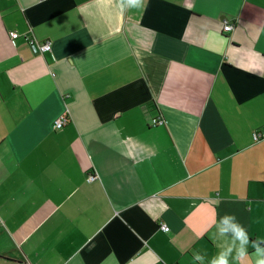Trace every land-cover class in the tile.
Masks as SVG:
<instances>
[{
    "label": "crops",
    "instance_id": "obj_1",
    "mask_svg": "<svg viewBox=\"0 0 264 264\" xmlns=\"http://www.w3.org/2000/svg\"><path fill=\"white\" fill-rule=\"evenodd\" d=\"M119 3L0 0V264H209L225 212L264 238V0Z\"/></svg>",
    "mask_w": 264,
    "mask_h": 264
},
{
    "label": "clouds",
    "instance_id": "obj_2",
    "mask_svg": "<svg viewBox=\"0 0 264 264\" xmlns=\"http://www.w3.org/2000/svg\"><path fill=\"white\" fill-rule=\"evenodd\" d=\"M143 0H120L119 8L143 7ZM214 228L222 247L210 259L209 264H240L242 258L248 255L251 247L255 252L254 264H264V238H251L248 229L231 212H225L214 221ZM193 259L201 261L200 254L194 253Z\"/></svg>",
    "mask_w": 264,
    "mask_h": 264
},
{
    "label": "built area",
    "instance_id": "obj_3",
    "mask_svg": "<svg viewBox=\"0 0 264 264\" xmlns=\"http://www.w3.org/2000/svg\"><path fill=\"white\" fill-rule=\"evenodd\" d=\"M233 27V24L230 23L227 20H224V29L225 30H230ZM11 38H16L19 36V33L15 30H12L9 32ZM24 37L26 41L29 43L31 49L33 52H38L42 53L44 51H49L51 49V42L49 40H39L35 36H33L31 33L30 34H24ZM67 116L66 114H62L58 116L54 121H53V127L55 129L62 127L66 121H67ZM153 123H160L162 122L161 119L159 118H153L152 119ZM252 137L254 140H260L264 139V131H258V130H253L252 131ZM97 177V175L93 172L88 173L87 175V180H93ZM163 230H168V226L165 224H162ZM20 264H29L27 262H23Z\"/></svg>",
    "mask_w": 264,
    "mask_h": 264
}]
</instances>
